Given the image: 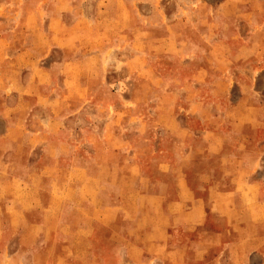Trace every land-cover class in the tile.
<instances>
[{
	"label": "crops",
	"instance_id": "obj_1",
	"mask_svg": "<svg viewBox=\"0 0 264 264\" xmlns=\"http://www.w3.org/2000/svg\"><path fill=\"white\" fill-rule=\"evenodd\" d=\"M115 2L118 4L108 8L113 12L109 19L105 14L84 23L82 44L75 41L74 48L60 46V62L30 68L23 65L17 77L6 81L5 92L15 91L16 100L5 104V128L0 132V155L5 154L0 163V171L5 173L0 178V213H5L0 237L16 235L20 248L30 244L33 254L50 251V264H198L205 261L198 254L235 235L232 245L237 253L231 264H240L244 251L258 244L250 221L264 217L260 216L264 213V175L249 180L262 169L264 98L246 95L225 106L220 101L228 99L233 86L252 90L264 67L235 78V65L245 58L240 49L229 52L226 48L219 59L214 57V66L196 65L190 80L183 82L180 75L157 68L155 60L162 65L166 47L194 40L207 10L205 20L215 43L222 42L223 36L231 38L238 22L264 27L263 20L251 17V9L263 10L264 3L257 7L240 0L215 6L190 0L182 3L185 11L194 13L185 24L192 30L191 36L182 34L181 20L175 23L162 17L154 0ZM137 2L147 3L145 14L139 12ZM80 21L73 19L68 27ZM105 22L135 31L128 36L127 43L133 48L125 57L128 69H123L124 62L116 56L125 49L123 45L114 47L121 42L120 34L107 47L93 42L103 34L99 27ZM139 26L147 38L144 48L135 45ZM75 28L66 35L60 33L58 39L68 40ZM15 34L5 31V52L11 46L14 49L10 58L23 53V46L13 48ZM154 42L161 47L156 52L162 54L150 47ZM189 48L188 55L193 56L197 49ZM107 49L111 50L108 54ZM68 57L72 59L65 60ZM109 65L126 74L129 83L125 87L130 85L127 99L122 93L113 100L101 97L100 93L111 91L105 82ZM207 80L213 97L209 103L194 96L180 98V89L192 90ZM53 82L56 88H49ZM90 107L96 111L99 129L62 130L68 116ZM181 112L197 118L201 128L193 132L182 126L177 116ZM141 150L154 156L153 169L159 178L141 176L142 163L136 158ZM31 154L34 158L42 155L43 161H28ZM122 157L125 164L119 162ZM42 173L49 177H41ZM25 174L32 177L25 180ZM25 213H40L41 219L27 224ZM258 213V218L251 216ZM78 218L83 221H75ZM93 222L100 237L96 247ZM187 233L196 238L191 246L184 242ZM3 254L0 264L5 263ZM6 260L7 264H23L10 254ZM204 264L221 262L217 257Z\"/></svg>",
	"mask_w": 264,
	"mask_h": 264
},
{
	"label": "rangeland",
	"instance_id": "obj_2",
	"mask_svg": "<svg viewBox=\"0 0 264 264\" xmlns=\"http://www.w3.org/2000/svg\"><path fill=\"white\" fill-rule=\"evenodd\" d=\"M189 0H154L156 4V8L160 15L163 17H167V19H172L173 22L177 23L179 21L180 28L182 34L186 33L193 36V33L185 26V24H189L190 21L186 19H190L193 16V11H185L181 7L182 3H186ZM192 2H202L208 3L211 6H215L221 2L226 0H190ZM237 1V0H235ZM243 3L250 4L251 7L256 6L257 3H264V0H240ZM116 3L115 0H0V132L4 130L5 124L3 123V117H5V104H12L16 100V92H5V84L6 81L11 80L12 77H17V70H19L23 65L26 68H30L36 65L39 66H47L53 62H60L62 60V51L61 45H69L70 48H74L73 44L75 41H78L79 44H82L83 40H80L82 37V27L84 23H88V21L92 18H98L100 16H104L106 14V18L109 19L112 15V11L110 6ZM118 4V3H116ZM147 3L145 2H137V6L139 12L141 14H145L144 10L147 7ZM17 7H20L17 8ZM120 7V6H117ZM193 8V6H190ZM113 8V7H112ZM108 10V12H106ZM251 9V17H259L260 20L264 21V9ZM191 12V13H190ZM209 13V10L204 11V15L201 16L202 23L200 24V33L193 36L194 40H184L179 43H172L168 47L165 48L164 53L165 57H162V65L160 64V60L156 59L155 66L157 68L164 67L169 73H176V75L181 76V81L190 80L191 72H193L196 68V65L201 67H206L210 69V66L215 65L214 57L216 55L217 58H220V55L223 54L227 49L229 52H238L241 53L242 59L238 65H235V78L239 76L246 75L250 72L251 69L255 67H264V27H252L247 24L239 23L238 18L235 25H233V35L231 38H226L223 36L222 42H212L211 27L209 26V22L205 20V13ZM240 14V12H234V18L238 17L236 15ZM236 16V17H235ZM73 19L81 20L76 25H73L71 29L68 27L72 23H70ZM75 31H73L72 36L69 35L68 40L63 41L58 39V35L61 33L62 35H66L68 33V29L72 31L73 27H75ZM100 31L103 32L95 42L96 45L102 46L103 44L109 45L111 44V38L116 37V34L121 35V42L115 43L114 47L124 46L125 49L121 52H116V56L119 57V60L123 61L122 63L123 69H128L130 64L129 61L125 60V57H128L132 54V47L129 41V35L135 33L129 27H112L111 24L105 22L102 26L99 27ZM160 28V27H156ZM5 31L16 33L15 37V45L13 48H16L17 45L23 46V53L20 57L10 58L11 54H13L14 49L12 46L6 50L5 52ZM145 31L138 27L137 31V40L135 41L136 47L144 48L146 46L145 42ZM151 32V31H150ZM24 33V35H23ZM160 33V29L157 31ZM20 34V36H18ZM114 35V36H112ZM216 35V34H215ZM108 36V37H106ZM123 36V37H122ZM222 36V35H221ZM215 36H213L214 38ZM18 38L20 43L18 42ZM69 41H72L70 43ZM36 44V45H35ZM217 45V46H216ZM190 47H196L197 51L193 56L188 55L191 54L192 50ZM215 46L220 52L216 54ZM113 46H109L111 49ZM135 47V46H134ZM152 49L154 48L155 52L157 49H161L158 46L157 42H154V45H151ZM107 49L106 54H108L111 50ZM190 49V50H188ZM67 52L69 50H66ZM214 51V52H213ZM68 53H72L70 50ZM161 53V52H156ZM162 54V53H161ZM44 55V56H43ZM65 55H71L65 53ZM78 56V54H77ZM72 57H68L65 60H71ZM125 60V61H124ZM20 67V68H19ZM210 71V70H208ZM24 75L27 74V69L22 70ZM239 76V77H240ZM209 80V79H208ZM208 80L205 83L197 84L194 89L186 90L180 89L179 96L180 98H189L190 97H198L205 102H210L213 98L211 96V92L208 86ZM105 82L110 87L111 91H105L100 93L103 99L113 100L115 94L122 93L125 99L129 96L130 85L125 87V83L128 84L126 80V74L123 72L118 73L117 71H113L111 65L107 67V72L105 75ZM49 88H56L57 83H51ZM178 86V84H175ZM115 86H118L117 88ZM255 87L252 90L241 89L240 87L233 86L228 91V99H221L220 103L222 106L229 105L233 103L237 98H241L243 96H253L255 95V99H263L264 98V71L260 72L258 78L255 79ZM68 111V110H67ZM69 113V112H67ZM96 111L93 112L92 107L88 110L80 109L73 116H68L66 120H64L62 130L65 132L75 131L76 133H81L84 130H97L100 128L99 120H97ZM178 120L186 129L197 132L201 128V124L197 118L194 117H185V115L181 112L178 115ZM90 119V120H89ZM127 125V124H126ZM81 137H79L80 139ZM147 151L141 150L137 153L136 158H140L142 163L141 176L149 177L150 179L159 178V174L156 170L153 169L154 164V156L150 154H146ZM4 155H0V163L4 160ZM28 161L34 160L37 162L43 161L42 155H29L27 158ZM125 164V158L119 160ZM261 167L262 169L251 175L249 180H257L258 178H263L264 175V157L261 158ZM1 167V164H0ZM127 171L122 170L123 177ZM5 177V173L2 174L0 171V178ZM25 180L32 177V174H25L23 176ZM41 177H49L46 173H42ZM27 190V188H25ZM25 190V191H26ZM1 205V202H0ZM40 213H25V220L28 223H37L40 221L39 217ZM260 213L255 216L251 214L253 218H258ZM264 216V213L262 215ZM77 222L83 221V219H75ZM92 225V238L95 247L100 243L99 230L96 222L91 223ZM5 226V213H0V227ZM250 231L253 237H255V242L257 248H248L249 251H244V259L240 264H264V217L259 218L257 222L250 221ZM254 232L259 234L253 235ZM184 242L189 246L194 244L195 235L192 233H187L184 235ZM37 239V238H36ZM237 239L234 236H228L225 242H221L215 248H211L209 250H205L202 253L198 254V256L202 255L203 260L208 262L212 260V258H217L221 262V264H231L232 257L236 256L237 249L234 245H232V241ZM234 242V241H233ZM118 243H122L121 240H118ZM23 247V249H21ZM20 248L18 239L16 235H6L4 237H0V262L1 255L5 257V263L7 264L6 258L7 255H14L18 260L17 262H23V264H50L51 257H47L49 254L48 251H42L43 255L33 254V250L31 249V245L28 244L26 246H22ZM253 249H255L253 251ZM58 252V251H52ZM35 255V256H34ZM53 257L55 254H52ZM57 255V254H56ZM19 258V259H18ZM202 261V260H200ZM205 261L199 262L198 264H204ZM77 263L76 261H74Z\"/></svg>",
	"mask_w": 264,
	"mask_h": 264
}]
</instances>
